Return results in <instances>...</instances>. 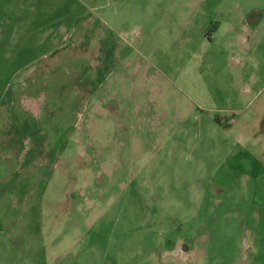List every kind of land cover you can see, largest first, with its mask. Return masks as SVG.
<instances>
[{"label": "rangeland", "instance_id": "rangeland-1", "mask_svg": "<svg viewBox=\"0 0 264 264\" xmlns=\"http://www.w3.org/2000/svg\"><path fill=\"white\" fill-rule=\"evenodd\" d=\"M0 264H264V0H0Z\"/></svg>", "mask_w": 264, "mask_h": 264}]
</instances>
